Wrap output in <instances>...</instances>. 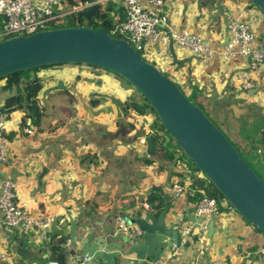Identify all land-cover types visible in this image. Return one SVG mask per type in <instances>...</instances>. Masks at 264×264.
Here are the masks:
<instances>
[{
    "label": "crops",
    "instance_id": "0c3cea01",
    "mask_svg": "<svg viewBox=\"0 0 264 264\" xmlns=\"http://www.w3.org/2000/svg\"><path fill=\"white\" fill-rule=\"evenodd\" d=\"M107 8L111 9L107 14L109 18L123 15L120 0H111ZM152 9L169 15L171 28L199 35L215 50L216 56L206 66L195 60L185 65L181 70L186 75L185 83L191 82L197 87L205 102L211 98L221 101L226 112L235 119L250 117L247 131L256 130V137L240 131L241 136L235 138L241 150L264 172V148L259 141L264 131V72L253 74V79L258 82L257 89L242 93L238 76L247 70L248 60L224 61L220 56L229 42L227 24L230 19L248 23L255 34L254 47L264 46L262 12L249 0H165L163 7ZM190 57L178 54L179 59ZM53 68L51 77L34 74L28 77L31 80L38 78L43 84L38 98L43 112L40 124H24L22 111L11 114L12 120L5 133L11 142L10 163L0 164V186L8 179L17 181V201L33 215L50 216L58 222H67L68 216L78 221L82 217L78 225L88 223L95 240H100L110 226L120 231V218H142L146 213L142 207L144 202L149 203L153 198L155 205H159L154 192H158L156 187H161L163 192L158 193L167 203L163 211L169 210L165 222L168 227L171 224L178 226L181 237L182 230L190 224L187 211L193 210L194 204L189 199L172 201L165 193V187L178 182L200 194L204 193L203 189L215 192L206 177L200 172L204 178L194 173L181 159L178 149L177 154L169 149L173 159H167L164 153L149 158L139 156L133 143H140L142 138L154 133L151 129L146 133L140 130L136 133L140 139L128 137L135 134L132 133L135 125L130 119L137 122L143 111H132L126 116L123 110L109 103L114 95L122 101L129 99L132 94L124 89L123 92L115 88L107 92L110 98L106 101V70H94L86 65ZM95 71L100 74L95 75ZM28 78L24 76L19 85L12 83L8 87L6 82L0 83V110ZM59 82H62V89H58ZM232 106H238V113L229 110ZM106 108L110 109L107 114ZM113 116L118 118V128L109 121ZM26 127L33 129L35 134H25ZM147 159L152 163H147ZM153 170L157 171L158 182L150 179ZM221 206L220 215L205 217L202 224L205 233L199 235L198 231L195 232L197 236L185 245L180 241L179 248L168 255L165 264H264L262 258L247 257L248 252L264 247V233L248 223L226 201H222ZM210 225L214 229L212 240ZM78 232L83 233L81 228ZM20 247L30 249L34 256H19ZM49 250L50 242L41 229L10 230L0 214V253L6 255V260H0V264L67 263L59 255H49Z\"/></svg>",
    "mask_w": 264,
    "mask_h": 264
},
{
    "label": "water",
    "instance_id": "95a60500",
    "mask_svg": "<svg viewBox=\"0 0 264 264\" xmlns=\"http://www.w3.org/2000/svg\"><path fill=\"white\" fill-rule=\"evenodd\" d=\"M89 1L93 5L80 13L78 23L98 16L97 0ZM249 1L264 15V0ZM110 2L106 0V4ZM170 53L175 72L194 60L199 61L194 56L179 59L173 44ZM60 65H86L106 70L136 89L163 127L162 131L146 137V145L133 143L139 156H154L158 138L168 134L213 184L215 193L221 194L234 211L264 233V179L179 84L143 59L128 42L112 37L106 29L87 26L54 28L0 42V80L20 72ZM60 84L62 82L58 89H62ZM229 110L239 111L238 106ZM155 190L163 192L161 187ZM192 211H187L190 223L187 228L201 235L205 233L202 228L205 217H197ZM168 212L164 210L158 217L145 213L138 220H130L131 229L126 235L110 226L100 240H95L88 223L78 225L82 217L78 221L68 216L67 222H56L41 231L50 242L49 255H59L66 264H165L168 255L180 246L179 227L175 224L168 227L165 222ZM135 226L137 229H132ZM209 230L212 240L213 225ZM195 232L193 237L197 236ZM18 254L23 258L34 256L30 249L21 247Z\"/></svg>",
    "mask_w": 264,
    "mask_h": 264
},
{
    "label": "built area",
    "instance_id": "2783aa9c",
    "mask_svg": "<svg viewBox=\"0 0 264 264\" xmlns=\"http://www.w3.org/2000/svg\"><path fill=\"white\" fill-rule=\"evenodd\" d=\"M63 1L0 0V42L13 37L31 36L50 30L51 27H55L65 19L78 18L80 13L87 11L93 5L89 0H80L71 5L69 9H65ZM120 1L123 15L111 18L113 28L108 32L112 37L128 42L146 61L153 63L152 61L161 57L163 59L162 67L165 70L185 79L186 75H183L181 71L175 72V68L171 66V44H173L177 55L198 57L203 66H206L209 60L216 56L215 50L208 46L201 36L188 30L180 31L171 28L169 15L152 9V7H163L165 0ZM95 4L99 5V10L100 7H103V11L109 14L106 0H97ZM100 14H102L101 10ZM99 21L100 19L96 20V22ZM102 22L103 20L100 21L101 24ZM227 30L229 42L220 56L224 61L236 58L248 60L247 70L242 71L238 76L240 91L247 94L258 88V82L253 79V74L264 72V46L254 47L255 34L248 23L230 19ZM178 84L180 85V83ZM7 123L6 114L0 113V164L3 165L10 163L11 142L4 133ZM27 124L28 126L32 125V121L28 120ZM24 133L33 136L35 131L26 127ZM140 143L146 145V138H142ZM155 175H157V171L153 170L150 175L152 182L159 181ZM18 186V182L12 179L5 180L0 186V214L6 227L13 231L27 232L35 228L47 229L58 222L53 217L33 215L26 210L17 201ZM164 191L175 202L194 199L200 194L178 182L170 183ZM193 204V211L197 217L218 216L222 213V201L216 197L204 196L200 201ZM142 207L146 214H156V210L149 203L144 202ZM129 222L130 217L119 219V230L122 234L129 233L131 229L128 227ZM194 232L191 228H184L180 237L181 243L183 245L188 244L192 240ZM247 257H259L264 260V247L248 252ZM0 260H6V255L0 253ZM50 264L62 263L53 261Z\"/></svg>",
    "mask_w": 264,
    "mask_h": 264
},
{
    "label": "rangeland",
    "instance_id": "374dc122",
    "mask_svg": "<svg viewBox=\"0 0 264 264\" xmlns=\"http://www.w3.org/2000/svg\"><path fill=\"white\" fill-rule=\"evenodd\" d=\"M63 5H64L65 9H69L71 7V5L68 3L67 0L63 1ZM100 10L103 14V20H105L106 16L108 17V15L106 14L105 11H103V7H100ZM100 21L99 22L94 21L93 26L100 27L102 25L100 23ZM89 24H90L89 21H84L81 24V23H78L77 21L75 23H73V21L71 19H65L63 22L55 25V27H51V29L56 28V27H66V26H78V25L87 26ZM152 62L156 66H158V68L165 75H167L171 80H175L176 83H180L179 86L181 87V89L184 91V93L187 96L190 95L191 87H188V83H185L186 80L183 79L181 76H175V75L171 74V72H168L167 70H165L162 67L163 59L161 57L152 61ZM60 66H62V65H60ZM53 67H55V66L42 68L38 71L33 70L29 76H31V74H34V76L39 75V76L45 77V78L51 77L52 76L51 73L54 71ZM93 69L98 70V68H96V67H93ZM101 72H104V71H101ZM94 73H96L95 75L100 74L99 71H95ZM5 82L7 85L8 83L6 80H0L1 84L5 83ZM190 84L192 85L191 82H190ZM19 88H21V87H19ZM114 88L118 92H123L122 89H124V91L127 92L129 95H131V94L132 95L129 97V99H126L125 101H122V99L119 96L114 95L113 97H111L112 101L109 103H111L113 106L114 105L117 106V108L120 111L123 110V113H125L126 116L129 115L130 113H132V111L133 112H136V111L140 112V109L143 111V112H141V115H139V117H142L141 122L139 121L140 120L139 117L137 118V122L136 121L134 122L133 118L130 119V123H134V125H135V126H133L132 133L134 131V133L136 134L140 130H142L141 132L145 131L144 133H146L148 131V129H151L152 130L151 133L155 134L156 133L155 130H157V131L163 130V128L161 127L160 121L158 120L156 115L151 111L149 104L141 96V94L136 89L131 87L127 82H125L122 78L118 77L117 75H115L111 72L106 71V101L108 98H110V95L107 94V92L108 93L111 92L112 89H114ZM119 94H121V93H119ZM11 95H13V94H11ZM44 96H45V93H44ZM43 103H45V101ZM203 107H204L205 113L222 130V132L229 138V140L237 148L239 147V145L237 143L238 140L235 137L239 138V136H241L240 131L244 132L245 135H250L252 138L256 137V130L254 132H251V133H249L247 131V125H248V121H249L250 117H245L242 120L235 119L234 117H232L231 113L226 112V109L221 104V101H219L215 98L214 99L211 98L207 102H205V99H204ZM108 110L110 111V109L106 108V114L108 113ZM5 114L8 117V123H9L12 120V118H11L12 113L11 114L5 113ZM109 121L111 122V124L113 125L114 128H118V126H117L118 118L116 116H113L111 118V120H109ZM122 121H123V118L121 117L120 122L122 123ZM8 123H7V125H8ZM106 125H107V123H106ZM4 133H6V128L4 130ZM135 134H133V135L129 134L128 137L140 139V138H138L139 135L137 136V134L136 135ZM244 134H242V135H244ZM162 139H163L162 142L165 143V145L167 146L168 149H171V150H174L175 152H177V149H178L177 144L168 134H166V137H164ZM259 141L262 143V141L260 139H259ZM262 145L264 148L263 143H262ZM238 149L240 150L242 155L246 158V160L250 163V165L256 170V172L264 179V172L260 169V167L256 164H254L251 161L248 154H245L241 150L240 147ZM189 167H191V166L189 165ZM194 173H196L197 175H201L198 171H194ZM202 177L204 178V176H202Z\"/></svg>",
    "mask_w": 264,
    "mask_h": 264
},
{
    "label": "trees",
    "instance_id": "16d2710c",
    "mask_svg": "<svg viewBox=\"0 0 264 264\" xmlns=\"http://www.w3.org/2000/svg\"><path fill=\"white\" fill-rule=\"evenodd\" d=\"M69 1L71 2L72 5L75 3L74 0H69ZM110 10L111 9L108 8V11H110ZM77 19L78 18H74L71 20L73 21V23H75L77 21ZM97 19L103 20V15L100 14V11L98 12L97 18H95V19H83L81 21V24L84 21H89L90 24L87 25V27L103 28V29H106L108 31H111V29L113 28V21L111 18H109V16L108 17L106 16L105 20H103L102 25L100 27L93 26L94 21H96ZM78 26H82V25H78ZM56 28H61V27H56ZM49 67H52V66H49ZM44 68H47V67H44ZM40 69H42V68H40ZM40 69H37L35 71H38ZM31 72L32 71L20 72L17 74H13L9 77H6L2 80L7 81V83H8L7 87L12 85V83L19 85L21 78L24 76H26L28 78ZM26 81L27 82H24L23 88H18V92L16 95L9 97L5 101V104H4L3 108L0 110V113L11 114V113H14L16 111H22V112H24V120H23L24 124L27 123L28 119H30L32 121L33 125H38V124H40V121L43 117V114H42L43 112L38 105L39 93L43 89V84L39 81L38 78H34L32 80L27 79ZM188 87H191L190 95L188 96V98L194 104H196L197 106H199L201 109L204 110V107H203L204 98H203L202 92L197 87L191 85L190 83H188ZM151 111L154 113V111L152 109H151ZM158 139H159V143L157 146L156 154L154 156L158 155L159 153H164V155L167 157V159H173L174 155L173 154L169 155V149L167 148L165 143L160 140L162 138H158ZM261 141L264 144V131L262 132V135H261ZM177 148H178V153H179L181 159L186 161L191 166L190 168H192L194 171L199 172V170H197L195 164L185 155V153L178 146H177ZM146 162L149 164L152 163V161L150 159H147ZM209 185H210V188L215 191V187L213 186V184L209 182ZM203 190H204L203 194H198L196 196V198L190 199V201L192 203H196V202L200 201L204 196L216 197L219 201H225L224 197L221 194H216L215 192H212L211 190H207V189H203ZM154 194L156 195L155 196L156 199L159 200V205H155V201L153 198L151 200H149V204L154 210L157 211L156 215H158V214H161L163 212V209L167 206V203L164 200H162V198L158 192H154Z\"/></svg>",
    "mask_w": 264,
    "mask_h": 264
}]
</instances>
